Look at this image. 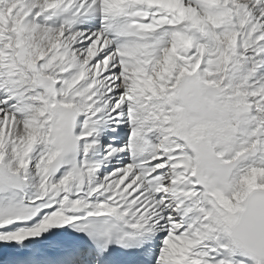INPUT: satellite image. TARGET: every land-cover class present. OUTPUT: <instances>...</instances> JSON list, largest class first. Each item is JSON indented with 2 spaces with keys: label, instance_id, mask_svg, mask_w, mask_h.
<instances>
[{
  "label": "snow or ice",
  "instance_id": "1",
  "mask_svg": "<svg viewBox=\"0 0 264 264\" xmlns=\"http://www.w3.org/2000/svg\"><path fill=\"white\" fill-rule=\"evenodd\" d=\"M0 264H264V0H0Z\"/></svg>",
  "mask_w": 264,
  "mask_h": 264
}]
</instances>
